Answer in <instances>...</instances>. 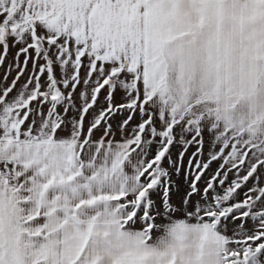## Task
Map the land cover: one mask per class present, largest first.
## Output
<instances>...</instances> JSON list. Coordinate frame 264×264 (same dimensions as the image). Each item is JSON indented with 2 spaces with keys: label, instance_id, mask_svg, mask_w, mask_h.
<instances>
[{
  "label": "snow or ice",
  "instance_id": "6c2138e0",
  "mask_svg": "<svg viewBox=\"0 0 264 264\" xmlns=\"http://www.w3.org/2000/svg\"><path fill=\"white\" fill-rule=\"evenodd\" d=\"M0 68V264H264V0H0Z\"/></svg>",
  "mask_w": 264,
  "mask_h": 264
},
{
  "label": "crops",
  "instance_id": "0c3cea01",
  "mask_svg": "<svg viewBox=\"0 0 264 264\" xmlns=\"http://www.w3.org/2000/svg\"><path fill=\"white\" fill-rule=\"evenodd\" d=\"M15 51H16L15 48H13V49L11 50V52H10V54H9V60H11L12 53H14ZM22 59H23V57H21V60H22ZM4 73H5V69H4V68H0V78H2V77L4 76ZM15 74H16V73H15L14 71L11 72V74L8 76V81H7L8 83L11 82V79L15 76ZM2 82H3L2 79H0V83H2ZM20 83H23V79L21 80ZM18 86H19V85H18ZM118 99H119V98H118ZM118 120H120L119 115L113 118L112 123H113L114 128H115V124H116V122H117ZM133 126H134V122H133L132 125L129 126V128L127 129V132H130V131H131V128H132ZM127 132L124 133V135H126ZM96 135L98 136L99 133H96ZM121 138H122V134H121L120 132H115V134H114V139H115L116 141H120Z\"/></svg>",
  "mask_w": 264,
  "mask_h": 264
},
{
  "label": "rangeland",
  "instance_id": "374dc122",
  "mask_svg": "<svg viewBox=\"0 0 264 264\" xmlns=\"http://www.w3.org/2000/svg\"><path fill=\"white\" fill-rule=\"evenodd\" d=\"M126 115V114H125ZM120 119H122L121 116H119ZM207 150H208V147L207 145H205V152L207 153ZM173 155L175 156V153L177 152V148H173ZM213 167H216V165L214 164ZM230 179L232 178L231 176L229 177ZM175 179H177L178 181H182L183 177H176ZM250 183H253L250 181ZM246 190V189H245ZM243 198V194L241 193V196L239 197V199H242ZM178 199V197H174V200ZM239 223V221L237 222Z\"/></svg>",
  "mask_w": 264,
  "mask_h": 264
}]
</instances>
